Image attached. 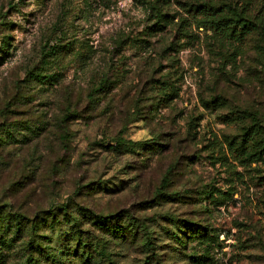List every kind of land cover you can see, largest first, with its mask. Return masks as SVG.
<instances>
[{"label":"rangeland","instance_id":"374dc122","mask_svg":"<svg viewBox=\"0 0 264 264\" xmlns=\"http://www.w3.org/2000/svg\"><path fill=\"white\" fill-rule=\"evenodd\" d=\"M12 91L80 114L45 149L70 155L58 188L21 208L41 264H264V0H0ZM117 134L146 144L102 146Z\"/></svg>","mask_w":264,"mask_h":264},{"label":"trees","instance_id":"16d2710c","mask_svg":"<svg viewBox=\"0 0 264 264\" xmlns=\"http://www.w3.org/2000/svg\"><path fill=\"white\" fill-rule=\"evenodd\" d=\"M217 12L205 13L209 18L207 22L210 29L226 35L249 33L251 27L243 23L242 19H219L215 17ZM33 78L49 86L54 84L50 75L38 73ZM40 88L37 90L41 94L48 90L44 86ZM165 88L170 89L171 85L167 84ZM99 89L96 87L95 91L99 92ZM88 97L92 99L93 94L89 93ZM38 106L36 93L27 97L23 92L12 91L0 100V264H41L43 261L36 253L39 245L35 233L32 229L26 231L27 224L32 225L34 220L21 208L32 203L39 193H49L58 188L59 166L70 155L66 152L48 156L45 149L54 146V142L50 141L51 135L66 149L67 146L69 148L71 130L68 124L80 118L76 109L64 103L60 111L52 114V119L48 117L49 110H41ZM49 124L52 125L53 133H44ZM111 141L108 145L102 143V146L108 150L135 152L146 144L125 139L119 134ZM35 216L40 218V215ZM97 222L100 226L106 223L101 216ZM52 241L53 238L50 239ZM97 252L101 257L108 255L105 246H98ZM48 255V252L43 254L44 257Z\"/></svg>","mask_w":264,"mask_h":264}]
</instances>
